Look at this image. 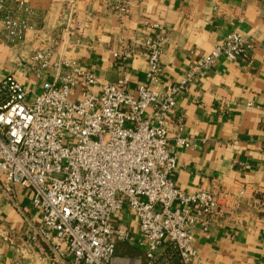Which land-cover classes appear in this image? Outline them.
I'll list each match as a JSON object with an SVG mask.
<instances>
[{
    "label": "crops",
    "instance_id": "obj_1",
    "mask_svg": "<svg viewBox=\"0 0 264 264\" xmlns=\"http://www.w3.org/2000/svg\"><path fill=\"white\" fill-rule=\"evenodd\" d=\"M20 1L33 12L30 28L22 43H0V78L14 75L29 98L44 80H54L62 58L100 83L126 78L132 91L147 82L141 43L159 33L156 87L162 88L183 79L227 33L245 37L252 45L246 57L220 58L205 74L190 78L187 91L176 98L166 138L175 153V185L185 193L208 191L218 200L205 229L190 211L196 256L188 264H264V0ZM46 48H52L50 69L37 77L31 56ZM179 124L188 147L176 141ZM39 217L28 188L0 180V264H45L46 248L30 239ZM112 222L129 232L127 241L115 243L113 264H147L135 216L124 207ZM159 252L157 264H181L166 243Z\"/></svg>",
    "mask_w": 264,
    "mask_h": 264
},
{
    "label": "built area",
    "instance_id": "obj_2",
    "mask_svg": "<svg viewBox=\"0 0 264 264\" xmlns=\"http://www.w3.org/2000/svg\"><path fill=\"white\" fill-rule=\"evenodd\" d=\"M32 14L23 1L0 0V43H22ZM62 17L71 20L70 13ZM162 44L159 33L142 41L147 82L132 91L126 78L100 83L67 58L57 61L56 77L44 80L33 98L14 75L0 78V180L30 190L40 213L30 239L46 248L45 264H113L115 243L129 239L128 230L112 222L124 207L137 219L147 264H157L163 243L181 264L196 256L190 211L205 229L218 200L175 185V153L166 138L170 114L192 76L220 58L246 57L252 45L231 31L183 79L157 88ZM51 51L32 54L35 76L50 69ZM176 131L177 143L188 147L180 124Z\"/></svg>",
    "mask_w": 264,
    "mask_h": 264
},
{
    "label": "rangeland",
    "instance_id": "obj_3",
    "mask_svg": "<svg viewBox=\"0 0 264 264\" xmlns=\"http://www.w3.org/2000/svg\"><path fill=\"white\" fill-rule=\"evenodd\" d=\"M170 252H172V253H173V255H174V252H173V251H170Z\"/></svg>",
    "mask_w": 264,
    "mask_h": 264
}]
</instances>
